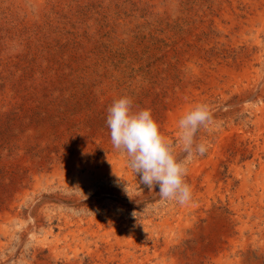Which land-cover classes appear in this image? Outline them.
Returning <instances> with one entry per match:
<instances>
[{
	"label": "rangeland",
	"instance_id": "obj_1",
	"mask_svg": "<svg viewBox=\"0 0 264 264\" xmlns=\"http://www.w3.org/2000/svg\"><path fill=\"white\" fill-rule=\"evenodd\" d=\"M124 95L174 140L212 107L186 204L114 149ZM0 264H264V0H0Z\"/></svg>",
	"mask_w": 264,
	"mask_h": 264
},
{
	"label": "clouds",
	"instance_id": "obj_2",
	"mask_svg": "<svg viewBox=\"0 0 264 264\" xmlns=\"http://www.w3.org/2000/svg\"><path fill=\"white\" fill-rule=\"evenodd\" d=\"M133 103L130 96L124 95L107 110L106 124L114 149L126 153L127 167L139 176V184L149 190L158 186L162 202L186 204L192 198L186 181L189 165L208 150L207 143L198 141L197 134L212 124V107L198 102L184 111L176 122L178 135L174 140L162 132L151 109L134 110ZM178 148L185 154L183 159L178 158Z\"/></svg>",
	"mask_w": 264,
	"mask_h": 264
},
{
	"label": "bare ground",
	"instance_id": "obj_3",
	"mask_svg": "<svg viewBox=\"0 0 264 264\" xmlns=\"http://www.w3.org/2000/svg\"><path fill=\"white\" fill-rule=\"evenodd\" d=\"M256 207V206H255Z\"/></svg>",
	"mask_w": 264,
	"mask_h": 264
}]
</instances>
